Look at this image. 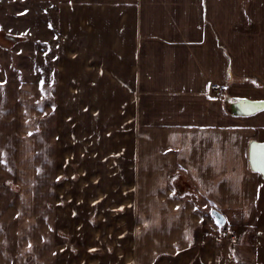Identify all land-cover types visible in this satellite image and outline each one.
<instances>
[{
    "label": "crops",
    "instance_id": "1",
    "mask_svg": "<svg viewBox=\"0 0 264 264\" xmlns=\"http://www.w3.org/2000/svg\"><path fill=\"white\" fill-rule=\"evenodd\" d=\"M17 13L29 73H0V264H264V176L249 165L264 143V109L249 105L264 102V0H27ZM23 157L29 202L36 174L49 179L26 261Z\"/></svg>",
    "mask_w": 264,
    "mask_h": 264
},
{
    "label": "rangeland",
    "instance_id": "2",
    "mask_svg": "<svg viewBox=\"0 0 264 264\" xmlns=\"http://www.w3.org/2000/svg\"><path fill=\"white\" fill-rule=\"evenodd\" d=\"M23 12L24 15L27 11V0H0V73H2L3 70H6L9 72H13V75H19L23 76V78H28L29 73V44L27 37L24 36V41H20L15 37H11L10 33H27L29 29V25L27 20L21 19L20 17L14 16L13 12L18 14L17 12ZM8 52H6V51ZM2 67V68H1ZM6 67V68H4ZM3 135H1L2 137ZM5 138V136H3ZM21 153H25L26 146L23 145L20 147ZM24 159H21L20 163V186H19V192H20V204H21V257L26 261L28 260V251L25 249L24 243L29 240V237L33 240H37L38 236L43 235L44 231L46 230L44 227H31L29 228V220L31 219V216H33L34 212L36 216H39V220L41 221L45 215L43 210L38 212L39 208H43L45 205L44 203V185L48 184V180L44 181L43 175H37L35 177V187H32V197L31 201L29 202V185H28V161L25 157ZM42 168V166H41ZM33 179V178H32ZM153 182V181H148ZM48 186V185H47ZM47 197H50L47 195ZM35 204V208L33 205ZM44 204V205H43ZM31 209H35V211L31 212ZM90 213H84L85 220L88 218V215ZM71 211H68V213L63 214L62 216L65 217V219L62 218L60 215L61 220H63L65 226L67 225L68 221L75 220L74 218L70 217ZM38 220V219H37ZM42 223V222H41ZM34 230V233H33ZM219 230V229H218ZM218 237L220 235H217ZM261 240L264 241V234L261 233L260 235ZM39 246H36L37 249L35 250V256L36 258L43 259L45 257V249L44 245L37 244ZM32 255V254H31ZM30 257V256H29ZM22 259V260H23ZM32 259V257H31Z\"/></svg>",
    "mask_w": 264,
    "mask_h": 264
},
{
    "label": "water",
    "instance_id": "3",
    "mask_svg": "<svg viewBox=\"0 0 264 264\" xmlns=\"http://www.w3.org/2000/svg\"><path fill=\"white\" fill-rule=\"evenodd\" d=\"M237 103H242V102L238 101ZM237 103H236V107L240 108V106H237ZM244 103H248V102H244ZM249 105L253 106L254 110L264 109V102L250 103ZM246 112H249V111L247 110ZM249 165L252 171L258 172L264 176V171H262V169H264V143L258 144V143L253 142L250 144L249 146ZM211 215L214 217L215 221L219 225L222 226L225 224V218L223 217L222 214L216 211H212Z\"/></svg>",
    "mask_w": 264,
    "mask_h": 264
},
{
    "label": "built area",
    "instance_id": "4",
    "mask_svg": "<svg viewBox=\"0 0 264 264\" xmlns=\"http://www.w3.org/2000/svg\"><path fill=\"white\" fill-rule=\"evenodd\" d=\"M216 94H217V95H220V94H221V91H217Z\"/></svg>",
    "mask_w": 264,
    "mask_h": 264
},
{
    "label": "snow or ice",
    "instance_id": "5",
    "mask_svg": "<svg viewBox=\"0 0 264 264\" xmlns=\"http://www.w3.org/2000/svg\"><path fill=\"white\" fill-rule=\"evenodd\" d=\"M5 163H6V161H5ZM262 171H264V169H262Z\"/></svg>",
    "mask_w": 264,
    "mask_h": 264
}]
</instances>
